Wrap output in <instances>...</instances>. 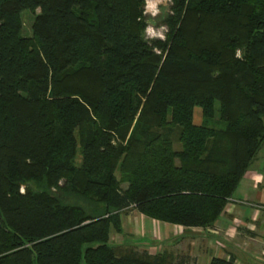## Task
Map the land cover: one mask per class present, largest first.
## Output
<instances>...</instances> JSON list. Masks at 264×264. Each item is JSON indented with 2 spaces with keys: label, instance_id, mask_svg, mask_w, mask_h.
Wrapping results in <instances>:
<instances>
[{
  "label": "trees",
  "instance_id": "1",
  "mask_svg": "<svg viewBox=\"0 0 264 264\" xmlns=\"http://www.w3.org/2000/svg\"><path fill=\"white\" fill-rule=\"evenodd\" d=\"M169 1L147 39L144 0H0V264H193L109 234L222 212L264 141V0Z\"/></svg>",
  "mask_w": 264,
  "mask_h": 264
},
{
  "label": "crops",
  "instance_id": "2",
  "mask_svg": "<svg viewBox=\"0 0 264 264\" xmlns=\"http://www.w3.org/2000/svg\"><path fill=\"white\" fill-rule=\"evenodd\" d=\"M119 218L121 233L111 236L150 254L164 252L171 261L185 257L193 264H205L216 256L232 257L236 264H264V174L256 168L243 173L211 227L184 228L148 218L131 207Z\"/></svg>",
  "mask_w": 264,
  "mask_h": 264
},
{
  "label": "rangeland",
  "instance_id": "3",
  "mask_svg": "<svg viewBox=\"0 0 264 264\" xmlns=\"http://www.w3.org/2000/svg\"><path fill=\"white\" fill-rule=\"evenodd\" d=\"M169 5H170V1L169 0H160V3L158 5L160 11L156 16H152L151 14H146L145 13V0H144V6H143V13L145 15V19H146V27L148 26H152L153 28H155L156 30H162L163 31V36L164 33L166 31L165 26L162 23V18L164 17V15H166L169 12ZM37 12V10H36ZM33 14L30 13L28 10H23L21 11V22H22V28H23V32L25 34H29V26H30V22L32 19ZM22 32V33H23ZM23 33V34H24ZM144 36L147 39H154V38H150L147 37L145 34V30H144ZM160 39V38H159ZM217 118V114L215 113V118L214 120ZM192 119L194 123H200L202 121L201 115H200V109L197 106L193 107V111H192ZM263 122H264V118H263ZM217 124L216 122H214V125ZM221 124L215 125V126H220ZM174 147H178V144L176 142H174L173 144ZM248 168H256L257 170H259V172L264 174V141L262 142L260 148L258 149L254 159L251 161V163L249 164ZM247 168V169H248ZM240 187V186H239ZM240 189V188H239ZM111 233L109 234V238L111 240H118V237L116 236V234L111 236ZM111 242V241H110ZM176 259V258H175ZM189 260V259H188ZM190 261V260H189ZM191 262V261H190ZM193 263V262H192Z\"/></svg>",
  "mask_w": 264,
  "mask_h": 264
},
{
  "label": "clouds",
  "instance_id": "4",
  "mask_svg": "<svg viewBox=\"0 0 264 264\" xmlns=\"http://www.w3.org/2000/svg\"><path fill=\"white\" fill-rule=\"evenodd\" d=\"M159 3H160V0H145V13L151 14L152 16H156L160 11L158 7ZM145 34L147 37H150V38H160V39L164 38L163 31L156 30L152 26L146 27Z\"/></svg>",
  "mask_w": 264,
  "mask_h": 264
}]
</instances>
